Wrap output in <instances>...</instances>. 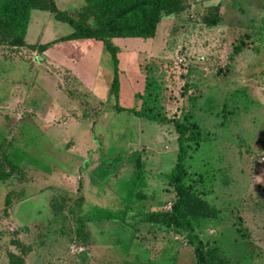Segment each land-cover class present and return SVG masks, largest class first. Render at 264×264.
<instances>
[{
    "label": "rangeland",
    "instance_id": "374dc122",
    "mask_svg": "<svg viewBox=\"0 0 264 264\" xmlns=\"http://www.w3.org/2000/svg\"><path fill=\"white\" fill-rule=\"evenodd\" d=\"M69 1L70 18L95 25L84 0ZM176 2L182 9L163 13L153 38L109 39L117 73L107 50L95 52L98 83L119 78L107 104L94 85L47 68L41 50L20 45L6 25L0 31V264H196L195 248L168 223L97 215L171 210L179 150L171 120L202 132L186 182L219 216L196 223L197 233L233 264H264V0ZM58 25V35L73 31ZM45 73L61 79L65 109L80 98L85 124L56 127L67 110L49 126L34 122L33 106L49 105L41 119L59 99ZM142 110L170 121L138 117Z\"/></svg>",
    "mask_w": 264,
    "mask_h": 264
},
{
    "label": "trees",
    "instance_id": "16d2710c",
    "mask_svg": "<svg viewBox=\"0 0 264 264\" xmlns=\"http://www.w3.org/2000/svg\"><path fill=\"white\" fill-rule=\"evenodd\" d=\"M50 7H42L34 0H0V31H4L6 25L10 33L19 40L20 45L25 44V34L29 24L31 12L35 9L46 10L54 13L59 21L69 24L74 32L61 40L73 39H95L103 42L108 52L112 55L115 72L118 71L119 59L117 49L109 39L131 38L150 39L155 36L163 13L175 14L182 8L177 0H84L88 10H94L95 25L85 26L68 14L57 8L55 0H50ZM218 24V20H213L212 25ZM2 27V28H1ZM39 50H44L48 46H31ZM242 51V46H235L232 58ZM116 75V74H115ZM119 86L118 76H114L112 89ZM149 88V87H148ZM115 109H123L116 107ZM133 112V111H132ZM140 114V115H139ZM137 113L138 117H147L155 122L170 121L167 117H159L150 112L142 110ZM178 133L179 150L177 153V163L172 173L169 175L170 181L174 185L176 200L171 210L168 212H141L131 214L126 206L125 210L111 212L100 210L97 215L105 220H117L121 217H139L141 221L151 223H168L177 232L185 235L191 246L195 248L196 264H233L222 252L218 245L208 244L203 241L197 233L196 223L202 220H215L219 216L217 208L196 194L192 187L186 182L185 163L189 158V148L193 144H200L202 132L195 123L190 124L179 120H171ZM21 150H17L13 156L17 163H20ZM83 225L81 223V231Z\"/></svg>",
    "mask_w": 264,
    "mask_h": 264
},
{
    "label": "crops",
    "instance_id": "0c3cea01",
    "mask_svg": "<svg viewBox=\"0 0 264 264\" xmlns=\"http://www.w3.org/2000/svg\"><path fill=\"white\" fill-rule=\"evenodd\" d=\"M77 3H81V0H75ZM56 6L59 10L67 12L66 9L63 10L62 7L68 8L67 6L71 3L69 0H55ZM69 3V4H68ZM55 22L57 24H55ZM67 24L65 22L59 21L54 13H51L49 11H39V10H33L30 15L29 24L27 27V31L25 34V44L29 47L31 46H48L46 49L41 51L42 59L46 63L47 68H57L63 71H67L69 75H71L75 80L79 81L81 83L82 81H88L90 84L94 85L95 87L92 88L93 91L98 95V99L101 100V103L107 104L108 101L111 102V93L112 91V84L113 80L111 79V76L109 78V81L107 79L101 78V83L99 84L97 81L99 74L101 75L102 66L100 65V60L98 55L95 52L98 51L99 53H103L104 50H107L103 42L97 41L95 39H73V40H61L62 38L68 37L74 32L71 30H68L64 34L58 35V33H55V30L59 27L58 24ZM61 41V42H60ZM65 41V43H63ZM85 51V56L81 54L82 49ZM108 51V50H107ZM131 58L134 57V53L130 54ZM124 59L127 60V62L131 60L128 57H125ZM121 62V60H120ZM119 62V63H120ZM88 64V65H84ZM92 73L94 79L92 80L91 77L87 76L86 71ZM90 70V71H89ZM46 74V73H45ZM49 74V73H47ZM46 74V75H47ZM50 75V74H49ZM40 75H38L39 78ZM48 80L51 81L50 84L54 88L55 92H57V95L59 97L58 101L54 102V108L51 103V110L46 114H40L43 118V116H47L48 120L45 119H39L38 115L41 112V109H47L49 105H39L37 104V108H34L33 106L30 111L33 113L31 116L35 119L34 122L39 123L41 125L49 126L50 123H54L55 119H58L60 115L58 111L59 110H67L63 117L64 121L62 124L56 126L66 128L69 125L75 124L82 126L85 124L88 120L86 118V111L83 110L84 106H81V100L80 98H75L73 100H76V103L72 104L69 102V105L67 106L68 109H65L64 105L60 104L59 101L63 97H67L69 100L70 96H65L63 93L58 92L60 86L59 81L61 79L54 78V76L50 75V77L46 78L44 83H46ZM40 81V80H39ZM103 81V82H102ZM99 84V85H98ZM133 89H135L136 92L139 91V83L132 82ZM58 89H56V88ZM53 93V92H52ZM48 98V97H47ZM46 98V101L48 100ZM52 99V98H51ZM56 100V99H54ZM36 101V100H34ZM45 101V102H46ZM33 105V103H31ZM113 108L115 109V104ZM110 105V106H112ZM36 109V110H35ZM112 109V110H114ZM48 111V110H47ZM38 112V113H37ZM43 112V111H42ZM36 114V115H34ZM67 118V120L65 119ZM58 121V120H57ZM90 121V120H89ZM91 125L94 124V122L89 123ZM58 129V128H57Z\"/></svg>",
    "mask_w": 264,
    "mask_h": 264
}]
</instances>
